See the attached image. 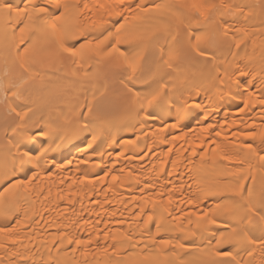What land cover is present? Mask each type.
Instances as JSON below:
<instances>
[{"label": "bare ground", "instance_id": "bare-ground-1", "mask_svg": "<svg viewBox=\"0 0 264 264\" xmlns=\"http://www.w3.org/2000/svg\"><path fill=\"white\" fill-rule=\"evenodd\" d=\"M216 2L0 13V264H264V0Z\"/></svg>", "mask_w": 264, "mask_h": 264}, {"label": "snow or ice", "instance_id": "snow-or-ice-1", "mask_svg": "<svg viewBox=\"0 0 264 264\" xmlns=\"http://www.w3.org/2000/svg\"><path fill=\"white\" fill-rule=\"evenodd\" d=\"M94 2H95V7L97 9H100L101 11L106 9L117 10L116 11L117 15L120 14V11H118V9H120V7L124 4V0H94ZM85 7H88V5H85ZM180 7L184 9V12L179 14L181 18L184 15H189L192 17H200L210 21L220 11V9L225 7V5L222 2L217 3L216 0H182ZM132 8L133 6L129 4L127 6H124L123 11H130L132 10ZM47 12H48V8L35 3V0H24L23 5L17 7H13V5L7 2V0H0V13H7L9 16L15 13L17 19H19L21 22L31 21L33 18L32 13L41 14ZM27 27L28 24L25 23L24 29H21V31H24ZM164 27L166 29L167 26ZM52 28L55 31L56 25L53 24ZM196 39H197V44H199L201 41V37L198 36ZM89 44H91V42H89ZM82 47L85 46L82 45ZM61 48L63 49L64 52H67L71 55L76 54V49L74 48L64 47L63 44H61ZM198 54L204 55L205 53H203L202 51H198ZM121 56H124V53H121ZM124 64L127 66V68L131 70L132 73H135L137 71V67L134 60L125 58ZM170 66L171 63L169 62V67ZM158 95H159L158 92L153 93L149 99V103L155 101ZM17 115H19V113H17ZM248 147L251 146L249 145ZM41 155H43V153H41ZM261 159L264 160V156H261ZM113 179L116 178L113 177ZM245 211L255 214V209L252 208L251 206L247 207ZM212 223H215V221H212ZM0 231H5V230L0 229ZM235 233H236V228H233V234ZM69 243H72V241H69ZM75 243L79 245L84 242L77 240ZM164 243H168V241H164ZM249 243H256V241L249 240ZM260 243H264V240L260 241ZM224 255L230 256L231 253L226 252L224 253ZM249 255H251V252L249 253Z\"/></svg>", "mask_w": 264, "mask_h": 264}]
</instances>
